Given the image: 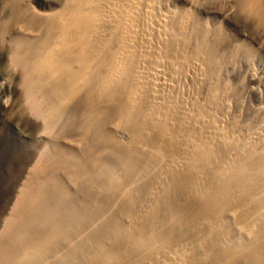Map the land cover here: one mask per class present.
Returning a JSON list of instances; mask_svg holds the SVG:
<instances>
[{"label":"bare ground","instance_id":"obj_1","mask_svg":"<svg viewBox=\"0 0 264 264\" xmlns=\"http://www.w3.org/2000/svg\"><path fill=\"white\" fill-rule=\"evenodd\" d=\"M1 2L0 34L10 37L12 63L22 68V90L44 131L55 138L77 111L84 130L71 143L93 145L98 155L88 164L65 147L45 148L3 226L13 230L14 219L27 216L46 228L6 256L16 264H264V116L238 134L225 93L202 99L209 63H190L188 42L194 38L205 56L218 40L195 11L182 14L172 0H53L43 12L28 0ZM241 2L264 22V0ZM120 130L133 140H120ZM105 137L110 144L101 149ZM46 167L53 169L43 181ZM66 171L86 185L84 200L61 178Z\"/></svg>","mask_w":264,"mask_h":264},{"label":"rangeland","instance_id":"obj_2","mask_svg":"<svg viewBox=\"0 0 264 264\" xmlns=\"http://www.w3.org/2000/svg\"><path fill=\"white\" fill-rule=\"evenodd\" d=\"M1 1L2 0H0V4H1L0 7L3 4ZM30 1H32V3ZM28 2H30L31 5L33 4L32 6H34V9L43 12L48 10V7L51 5L50 3L53 2V0H28ZM171 4L173 6L176 5L182 14L187 13V11L189 10L195 11L196 14L194 12L193 13L197 16L200 23L208 24L209 27L211 28L209 31L211 40L213 39L212 37H214V40H218L217 42L214 41L216 47L214 46L215 45L214 43L213 46H211V49L216 48V51L214 49L210 52V54L204 56L203 54H201L200 50H199L200 52L198 51V49H201L199 45L200 43L197 44L198 42L196 43L195 42L196 40L194 38L189 40L190 36H188L187 38L190 42V43L188 42V45L190 44V50L188 52L190 56L187 54V58L191 57V59L188 58L189 62L190 63L192 62V64H194V62L197 61L195 62V64L196 63L201 64L200 62L201 60L204 59L203 57H206L209 63V66L207 65L206 69L204 70V75H206L205 76L206 81L204 80L205 82H201L202 86L201 85L199 86L202 99L207 97L208 94L222 93L221 95H219L222 96L225 93L223 95L226 101L225 111L229 109L230 113L228 114V116H230L231 118L234 117V119L236 118L237 122H239V126H238L239 131L237 133L238 134L239 132L243 133L247 131L249 128H252L253 126L256 127L264 116V22L260 23L257 16H254V14L252 13L249 14L250 10L248 11L247 7L244 8L245 5L243 4V2L240 3V0H233V1L208 0L207 2L203 1L201 5L199 4L195 6L193 5L191 0H172ZM7 36L8 35L4 36L0 34V214L2 212L4 214L3 217L0 218V240H2L4 243V244L2 243L3 249L2 247H0L1 249L0 264H16L15 261L11 259V257H9L8 254L7 256L5 255L6 252L19 254L21 253L19 251H21L22 249L26 250V245H25L26 241L28 244L30 242L33 243V240L34 241L37 240L36 236L34 237L30 235L31 232H36V233L39 232L37 233V235H39L40 230L42 232L44 227L47 225V223L44 224L45 226L42 224L44 226L43 227L40 226L41 221L40 220L38 221L36 219L39 222L38 223L34 219L35 217H32L33 218L32 219L31 217L29 218L27 216L26 217L24 216L25 221H21L17 217L14 220L18 219L19 222H16L17 221L16 220L15 224L11 223L12 225L10 226H13V228L15 226V228L13 230H10L12 229V227L11 228L9 227L8 232L7 230H4L5 225L3 226V224H5L4 220L6 219V217L9 216V213L12 211L14 207L20 186L23 187L22 184L26 180V176L28 175V172L36 163V161H38V158L43 153L45 148L50 147L52 145H54V147L56 146L65 147L67 149H70L73 153L77 154V157L80 158V160L81 159L82 161L84 160L83 162L85 161H87V163L89 162L88 164H91V161L92 163L94 162L93 164H97L98 160L94 161V158L96 159V156L98 155L95 151L90 150V147H92L93 145L92 146L89 145V147L85 146L84 149H82L83 147L79 149L76 146V143H71L76 138L78 133H80L81 131L83 132L84 130L83 128H81L82 124L81 123L79 124L78 122L79 120L81 121V118L77 115L78 113L77 111L72 112L74 113L73 115L70 114V117L67 116V118L63 120L66 121L65 123L63 122L64 124L61 123L62 126L60 124L61 126V127L59 126L60 132L57 133L58 130L56 131L57 136L55 138L51 139L50 136L52 135L44 131V124H45L43 121L44 118L33 112L29 103L27 102L25 93L22 90L21 81H22L23 71L21 67L19 68L18 66L15 65V63H12L14 62L11 58L12 47H10V45L12 46V44L9 41L10 37L8 36L9 37L8 38ZM216 36H218V39H215L217 38ZM192 40H194L193 43ZM194 47H196V49ZM234 52H238L239 56L235 57ZM209 55L211 56L209 57ZM210 62L212 63V65L214 64L213 67ZM209 68H215V71ZM215 72L216 74H214ZM189 79L186 78L185 80V83L187 82L186 86L188 85L191 86V84H193V81ZM190 86H188L187 88H189ZM190 101L192 100L190 99ZM77 117L79 118V120H77L78 119ZM111 118L113 119V114H111V112L108 113L106 112V119H104L105 120L104 122L107 126L111 123L112 120ZM67 121L68 123H66ZM108 121L109 123L107 124ZM75 127L77 128V130ZM79 127L81 129H79ZM64 133L65 136L67 134V137L71 136L69 138H72L69 139L71 141L69 140L67 141L69 144L66 143ZM89 135L90 137L88 139L91 138V140L97 144L98 140H94V138H97L95 137V134L92 133ZM105 135L106 137H108L107 132ZM118 136L125 142H127V140L128 141L133 140L132 133L125 132L122 130L117 132V137ZM106 137H105V141L101 143L102 147L106 146L107 144L108 145L110 144ZM91 140L90 142H92ZM101 149H105V148L103 147ZM101 149L97 151L96 148V151L97 152L102 151L101 154H103L102 156L105 159L109 158V156L111 157V159H113L114 156H116V155H111L108 153V151L106 152V150L104 151ZM105 152L108 153L106 154L107 158L104 155ZM117 159H119V161L122 162L121 157L119 158L117 157ZM46 165L47 163L44 165V167ZM48 166L51 167L53 165L48 163ZM97 166H95V168H93L94 166L91 168L96 169ZM50 167L44 168V169L48 168V170L47 171L43 170L42 173L44 174H41V176L39 174V177H41L43 181L48 180L49 176L51 175L50 173L52 172L53 167L52 169H50ZM47 172L49 174H47ZM42 175L44 176L48 175V176L44 177ZM68 175L70 174H68V171H66L62 174L61 178H63V180H65L66 182L68 179V182H70L68 184L73 185V186L70 185V188L72 190L74 189V191L78 189V191L74 193L78 197L77 199L84 200L81 198V196L83 197L84 194L83 192L87 191L85 188H83L84 186L86 187V185L80 188L81 184L80 186H78L75 185L72 181H69L70 179L67 177ZM148 181L150 182V180ZM148 181L145 183L144 189L146 191H148L151 187V182L149 183ZM81 189L83 192L80 191ZM62 200L63 199L59 198V201ZM89 202L88 201L86 202L88 204L85 206V209L86 210L89 209L87 211L90 213L92 211L90 210L89 207H92L91 209L94 211L93 206L95 204L92 203L94 202L93 200H91L90 205ZM59 204L62 203L60 202ZM31 219L34 221L32 222ZM90 220H88L89 223L91 222ZM22 222L23 223L26 222V223H24L23 225ZM35 222H37L38 225L35 224ZM43 222L45 223L46 221ZM18 223L22 227V229L21 227H19ZM16 224L18 225V228ZM185 225H183L184 230L187 228L186 226H188ZM183 226H182V231H183ZM189 229L190 228L188 227V230ZM16 230H18L20 233L18 231L16 233L15 232ZM29 231L30 233L26 235ZM176 231H178V229H176ZM179 231H181V229H179ZM2 233L6 235V236L4 235L5 238L1 236ZM27 236H31L33 239ZM2 237L4 238V240ZM30 238L32 241L30 240ZM156 240L157 238L155 239V241ZM20 242H25L24 244H22L24 245L22 248L19 247ZM37 243L39 242H36V244ZM88 248L89 247L86 246V249ZM52 250L54 251V249L49 248L47 250L49 251L47 254L50 253L49 256L51 257L52 256L51 254L54 253L53 256L51 257L54 258L55 255L57 256V254H55L57 251L55 250L52 253L51 252ZM47 254L45 257H47L48 259L49 256H47ZM69 254L71 255V253ZM73 256H69V258L72 259L74 258ZM34 259L36 261L37 257L36 258L34 257ZM38 259L40 260V257ZM45 260L46 258H44V260H41V262L43 261L42 263H44L46 262ZM33 262L34 261H32L31 264H34ZM37 262L39 263L40 261H36L35 264H38ZM41 262L40 264H42Z\"/></svg>","mask_w":264,"mask_h":264}]
</instances>
